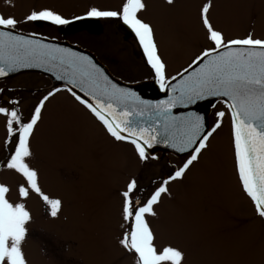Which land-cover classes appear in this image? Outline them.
<instances>
[{
	"label": "snow or ice",
	"instance_id": "1",
	"mask_svg": "<svg viewBox=\"0 0 264 264\" xmlns=\"http://www.w3.org/2000/svg\"><path fill=\"white\" fill-rule=\"evenodd\" d=\"M163 3L176 7V0ZM5 4L15 7L13 0H5ZM213 7V0H206L198 10L206 46L174 75L169 74L161 54L155 25L145 18L146 0L89 6L83 15L72 19L48 7L32 9L20 19L12 13H0V78L20 69L43 68L65 83L64 90L98 123L112 146L130 147L138 165L157 160L153 151L157 146L178 155L180 163L155 180L151 189L141 187L136 175L129 174L116 192L120 230L116 245L124 257H132L133 264H188V249L163 240L153 222L159 221L164 201L176 199L170 185L186 184L189 174L210 151L226 116L240 190L264 220V37L254 34L255 21L244 35L227 36L212 22ZM86 19L115 20L130 30L164 98L143 99L132 88L113 82L90 56L45 43L35 33L17 31L20 24L65 26ZM60 91L58 87L49 89L27 118L18 100L0 98V116L5 118L6 128L4 145H11L0 167L23 180L17 187L20 202H10L9 187L0 184V264H29L25 243L33 220L26 201L33 194L43 202L50 218L58 220L63 213L64 201L44 194L39 169L31 164L35 157L32 141L43 122L46 104ZM212 100L223 104L226 111H216L211 125L197 111H174Z\"/></svg>",
	"mask_w": 264,
	"mask_h": 264
},
{
	"label": "rangeland",
	"instance_id": "2",
	"mask_svg": "<svg viewBox=\"0 0 264 264\" xmlns=\"http://www.w3.org/2000/svg\"><path fill=\"white\" fill-rule=\"evenodd\" d=\"M61 1L64 6L54 8L65 7L67 13L84 2ZM204 2L176 0V7L168 8L163 0H146L145 18L157 29V42L169 73L188 65L206 46L197 18ZM119 3L88 0L85 6ZM213 6L212 22L227 36L244 35L255 21L254 34L264 37V0H213ZM9 8L0 0V12ZM12 8L22 13L33 9L21 2ZM73 109L69 118L61 108L44 114L33 139L35 157L31 164L39 169L41 189L50 198L62 199L64 208L60 219L54 220L38 196L33 194L26 201L33 220L25 243L29 264H133L132 257H124L116 245L120 231L116 192L125 177L138 169L140 186L151 189L153 180L163 175L165 164L151 161L138 165L129 146H112L87 111L78 106ZM216 111H226L225 106L214 108L211 124ZM3 120L0 118V144L6 134ZM20 183L23 180L18 174L0 167V184L9 187L10 202H20ZM170 187L176 199L164 201L160 219L153 224L163 240L188 249V264H264V220L240 190L227 116L211 141L210 151L189 174L186 184Z\"/></svg>",
	"mask_w": 264,
	"mask_h": 264
},
{
	"label": "flooded vegetation",
	"instance_id": "3",
	"mask_svg": "<svg viewBox=\"0 0 264 264\" xmlns=\"http://www.w3.org/2000/svg\"><path fill=\"white\" fill-rule=\"evenodd\" d=\"M85 1L88 2V0H84L82 6L79 5L76 9L70 11L69 13L65 11V7L54 8L64 6L61 0H13V3L16 4L21 2V4H28L31 5L33 9L37 10L43 7H48L59 12L64 17L72 19L74 16L84 14L85 10L89 7L85 6ZM53 2L56 4H49ZM78 3L80 4L81 1ZM8 13H12L18 19L22 18L26 14L19 12L12 7H10L9 10L3 14L6 15ZM75 22L77 21H74L73 23ZM120 29H126L129 36H126V34ZM17 31L25 34L35 33L38 37L67 42L69 44L87 49L96 56L98 61L107 68L114 78L123 83L135 85L144 82H153L150 71L145 66L142 53L138 48L133 35L130 33V30L126 28V26H123L118 21L86 19L83 20L81 25H79V28H75V26H71V24L65 26H55L47 23H29L20 24ZM186 66L187 65L185 64L184 67ZM169 74L174 75L173 73ZM53 87L56 86H53L49 80L44 77L37 76L35 74H25L11 80L0 82V89L3 90L0 92V98L18 100L20 102L18 107L20 108L23 116L27 118L34 104L37 103L38 100ZM58 88H60L61 91L58 92L54 98H51L49 102H47L44 114H54L56 110L61 108V111H64L69 118L70 114L74 113L73 107L78 106L79 108H82V106H79L73 100L71 95L64 90V87ZM83 111L86 112L85 109H83ZM0 118L4 119L3 122L5 124V118L3 116H0ZM67 135L69 134H65L64 136ZM5 138L6 134L3 142L0 144V161L1 159L5 160L8 155V151L11 148V145H8L7 148L5 147ZM33 143L34 141H32V144ZM155 162H163L165 164V168L162 171L163 175H165L172 170V165L179 164L180 160L179 158H175L171 155H157V160H155ZM139 170L140 169L136 172V176L139 174Z\"/></svg>",
	"mask_w": 264,
	"mask_h": 264
},
{
	"label": "water",
	"instance_id": "4",
	"mask_svg": "<svg viewBox=\"0 0 264 264\" xmlns=\"http://www.w3.org/2000/svg\"><path fill=\"white\" fill-rule=\"evenodd\" d=\"M82 23H83V20L77 21L75 23H72L71 26H75V28H79V25H81ZM120 30L122 32H124L126 34V36H129V33H128V31L126 29H120ZM93 32H96V31H93ZM36 38H39V37H36ZM39 39H41L45 43H52V44L59 45L61 47L71 48L73 51H77V52H80L81 54L90 56L94 60V62H96L98 64V66L102 67L105 70L106 74L109 75V77L113 80V82L118 83L119 86H121V87H130V88H132L143 99L158 100V99L164 98V94L160 93L158 91V89L154 85V83L148 82V83H143V84H138V85H127V84H124V83L114 79L110 75V73L107 71V69L97 61L95 56L92 53H90L89 51H87V50H84V49H82V48H80L78 46H75V45L68 44L66 42H57V41L47 40V39H43V38H39ZM25 73H37L39 75H42V76L48 78L50 80V82L53 85H55V86H64V87H66L64 82L56 80L55 76L52 73L45 71L43 68L20 69L19 71L15 72V73L9 74V76H7V77L0 78V81L6 80V79H10V78H14V77H16L18 75L25 74ZM80 94L83 95L82 93H80ZM216 103L217 102L215 100H212V101H201V102H198V104H196V105L190 106L188 109H178V110H174V111H186V110L197 111L201 115H204L206 117L207 123L209 124L208 116L210 114L211 109L213 108L210 105L211 104H216ZM205 105H207V107H205ZM153 151H154L155 155L156 154H161L162 156H164V155H167V154H171V155H174V156L178 157V155L174 154L172 152V150L167 149L164 146H157Z\"/></svg>",
	"mask_w": 264,
	"mask_h": 264
}]
</instances>
